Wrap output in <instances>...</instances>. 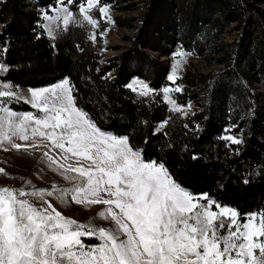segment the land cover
<instances>
[{"label": "trees", "instance_id": "16d2710c", "mask_svg": "<svg viewBox=\"0 0 264 264\" xmlns=\"http://www.w3.org/2000/svg\"><path fill=\"white\" fill-rule=\"evenodd\" d=\"M263 1L144 0L130 44L107 55L100 35L104 28L89 39L93 35L86 22L83 27L70 23L54 40L47 36L36 8L48 12L55 0H0V48L7 49L0 52V62L9 69L0 80L40 88L68 78L78 107L103 131L127 135L146 158L163 162L181 186L208 193L242 214L262 210L264 12L257 4ZM84 2L68 5L77 13ZM231 29L238 33L225 44L222 38ZM178 43L205 60L223 56L218 72L178 79L188 87L175 100L182 106L194 102L192 111L171 109L160 91L167 74L160 58ZM132 76L152 90L137 94L128 85ZM9 107L31 111L23 101Z\"/></svg>", "mask_w": 264, "mask_h": 264}, {"label": "snow or ice", "instance_id": "6c2138e0", "mask_svg": "<svg viewBox=\"0 0 264 264\" xmlns=\"http://www.w3.org/2000/svg\"><path fill=\"white\" fill-rule=\"evenodd\" d=\"M85 3L79 13L88 25L99 26L94 8L101 19L113 22L100 0ZM57 11L63 13L66 27L84 26L66 5ZM45 19L57 17L45 15ZM49 35L53 36L52 29ZM8 71L0 62V76ZM175 78V74L170 77ZM17 87L6 79L0 83V147L27 151L46 139L65 161L71 158L75 163L59 165L68 186L37 188L27 180L31 190L23 185L0 187V264H264V209L242 214L208 193L195 194L181 186L163 162L146 158L127 135L103 131L78 107L75 86L68 78L29 88L27 94ZM21 100L38 111L9 107ZM171 102L173 110L180 111ZM226 139L241 143L234 137ZM49 160L56 163L52 157ZM0 173L8 176L3 168ZM52 197L64 205L105 207L80 222L65 216ZM97 219L107 226L97 224ZM82 238H95L98 243L87 244Z\"/></svg>", "mask_w": 264, "mask_h": 264}, {"label": "rangeland", "instance_id": "374dc122", "mask_svg": "<svg viewBox=\"0 0 264 264\" xmlns=\"http://www.w3.org/2000/svg\"><path fill=\"white\" fill-rule=\"evenodd\" d=\"M83 4H85L86 6L85 2ZM65 5L74 14L75 19L81 22H86L83 21V14L79 13V9L77 13H74L69 8L67 0H64V4H61L59 0H55V2L47 8L48 12L43 9L40 10V8L37 7L36 10L40 11V16L43 19V27L46 31L47 36L51 40L55 39L53 38V36L56 37L58 31L66 27L63 24V13L57 11V9H62ZM103 5L107 6V15L111 17V20L113 22L109 23L106 18L101 19V14L94 8L93 14L95 18L100 21V23L98 27H93L91 25L90 27L92 35H94L96 30L104 28L103 32L105 34L103 35V37L108 48L104 53H106L107 55H113L120 50L119 47H125L130 44L133 33L136 31V27L140 23L139 16L142 14L144 8V0H117L115 3ZM257 6L264 12V1L258 3ZM45 15L49 17H57V19L47 20L45 19ZM118 23H122L124 25L119 26ZM232 25L233 24L230 25V28H233ZM49 29H52L53 36L49 35ZM237 33V30L231 29L229 34H225V36L222 38V41L225 42V44L231 43ZM183 48L184 47H181V45L178 43L174 46L173 50L167 56L160 58L165 61L167 66L165 84L162 85L160 91L171 109H174V105L171 101H175V107L179 109L188 108L190 111H192V109L195 107L194 102H187L186 106H182L175 100V94L177 92H184L188 87L181 84L178 79H182L186 77V75L195 76L198 74H213L218 72L220 69L224 68V63L219 62L221 57L223 56L221 54L214 56L211 55L209 60H205L204 58L195 55L192 50L187 51ZM177 53H185V55L179 56L177 55ZM173 74H175V80L170 79ZM3 82L4 81L0 80V83ZM128 85L131 86L132 90H134L137 94H142V92L144 91H147L148 93L152 90V88L145 80L136 76H132ZM145 86L147 87L145 88ZM254 86L258 87L257 84H255ZM176 88H179L180 91H175ZM27 89H29V87L18 86L16 88L18 92H21L23 94H27ZM166 89L167 91H165ZM28 105L30 106V104ZM37 111V109H33L31 107L30 112L36 113ZM36 139L37 142L40 143L39 137H37ZM15 142L20 144L29 142L31 143V141L24 142L20 140H16ZM59 151V149L52 147L51 141H48L46 139L43 141V143H40V146L38 148H30L27 151H25L23 148L20 150L10 148L8 151H5L3 147H0V168H3L5 172L8 173V176L0 173V187H20L23 185L28 190H31L29 186L25 184V181L27 180H31L37 188L50 189L53 184H56L57 187L68 186L67 181H65L60 175L59 165L63 163L60 161L62 157L58 153ZM44 152H48V156H45ZM54 153H56V155H54ZM49 157H52V159L55 160L56 163H51ZM49 199L53 201V203L65 216L72 217L80 222H87L90 218L96 216V214L105 207L104 205L85 207L84 205H76L74 203L64 205L56 201L55 197ZM96 223L102 226H107V222L100 219H97ZM82 239H84L85 243L87 244L98 243L95 238ZM261 239H263V237Z\"/></svg>", "mask_w": 264, "mask_h": 264}, {"label": "bare ground", "instance_id": "6f19581e", "mask_svg": "<svg viewBox=\"0 0 264 264\" xmlns=\"http://www.w3.org/2000/svg\"><path fill=\"white\" fill-rule=\"evenodd\" d=\"M30 143V142H29ZM59 154H60V156L62 157V154H61V152L59 151L58 152ZM57 153V154H58ZM54 155H56V153H54ZM58 156V155H57ZM59 158V157H58ZM65 166L67 165V164H74L75 163V161H74V159H69L68 161H65L63 158H61V160H60Z\"/></svg>", "mask_w": 264, "mask_h": 264}]
</instances>
